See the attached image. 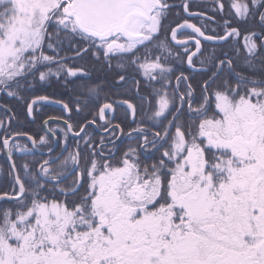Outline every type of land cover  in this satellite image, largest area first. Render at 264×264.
Instances as JSON below:
<instances>
[{"label": "snow or ice", "instance_id": "snow-or-ice-1", "mask_svg": "<svg viewBox=\"0 0 264 264\" xmlns=\"http://www.w3.org/2000/svg\"><path fill=\"white\" fill-rule=\"evenodd\" d=\"M0 160V264H264V0H0Z\"/></svg>", "mask_w": 264, "mask_h": 264}, {"label": "trees", "instance_id": "trees-1", "mask_svg": "<svg viewBox=\"0 0 264 264\" xmlns=\"http://www.w3.org/2000/svg\"><path fill=\"white\" fill-rule=\"evenodd\" d=\"M46 111H48L49 113H54V110H51L50 108H46ZM39 124H36V125H33L32 126V129L34 130V131H38L39 130ZM0 163H3V161L2 160H0ZM3 182H5L4 180H3V177H0V183H3Z\"/></svg>", "mask_w": 264, "mask_h": 264}, {"label": "flooded vegetation", "instance_id": "flooded-vegetation-1", "mask_svg": "<svg viewBox=\"0 0 264 264\" xmlns=\"http://www.w3.org/2000/svg\"><path fill=\"white\" fill-rule=\"evenodd\" d=\"M197 3H199V0H197ZM192 22H193V23H198V21H196V20H193ZM48 108H50L51 110H54V112H57V111H58L57 108L52 107V106H48Z\"/></svg>", "mask_w": 264, "mask_h": 264}, {"label": "water", "instance_id": "water-1", "mask_svg": "<svg viewBox=\"0 0 264 264\" xmlns=\"http://www.w3.org/2000/svg\"><path fill=\"white\" fill-rule=\"evenodd\" d=\"M49 106H52V107H55V108H57L55 105H49Z\"/></svg>", "mask_w": 264, "mask_h": 264}]
</instances>
